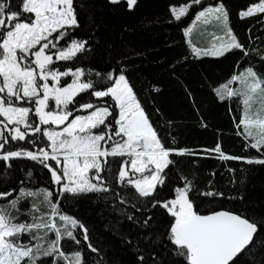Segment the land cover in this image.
Listing matches in <instances>:
<instances>
[{"label":"snow or ice","instance_id":"obj_1","mask_svg":"<svg viewBox=\"0 0 264 264\" xmlns=\"http://www.w3.org/2000/svg\"><path fill=\"white\" fill-rule=\"evenodd\" d=\"M124 2L131 10L138 0ZM194 6L199 10L183 28L188 52L170 66L173 73L190 58L239 52L241 61L252 55L264 61V48L241 42L224 0H190L170 5L169 12L180 22ZM91 7V0H0V200L6 202L0 203V264H125L109 257L111 245L94 243L90 226L65 210L89 196L93 203L114 202L112 209L123 217L105 229L132 254L127 264H255V254L264 250V202L248 201L243 191L226 195L215 187V171L202 190L195 170L202 158L264 166V73L249 64L214 89L221 102L243 97L236 134L255 156L230 154L220 141L212 148L182 147L173 135L175 119L165 118L153 102L164 119L154 123L142 104L130 75L134 68L120 59L126 55L121 50L109 53L104 71L67 63L87 60L93 51L76 35L85 27L80 13ZM257 14L264 15V0L239 18ZM198 23L220 33H212L208 46L191 39ZM92 24L88 15L87 26ZM234 82L241 88H232ZM185 160L191 178L179 170ZM19 161L46 170L48 185L29 187L35 174L21 168L24 179L8 186ZM228 172L232 187L246 183L237 180V169ZM22 202L30 207L22 210ZM124 220L132 225L128 232L118 227Z\"/></svg>","mask_w":264,"mask_h":264},{"label":"trees","instance_id":"obj_2","mask_svg":"<svg viewBox=\"0 0 264 264\" xmlns=\"http://www.w3.org/2000/svg\"><path fill=\"white\" fill-rule=\"evenodd\" d=\"M189 2L190 0H138L137 5L129 10L124 0L119 6L110 5L108 0H91L94 7L80 13L79 18L85 27L76 35L87 39L93 51L87 60L67 63L69 66L92 67L104 71L107 67L104 61L109 60V53L113 49L121 50L126 55L120 59H123L130 69L134 68L130 75L142 104L152 114L154 123L163 124L164 119L154 113L151 107L153 102L165 118L175 119L177 127L173 135L177 137L180 146L212 148L217 141H220L224 150L230 154L255 156V150L245 151L246 142L236 134L238 130L235 128V123L239 122L242 116L243 97H233L221 102L214 89L226 83L234 73L243 70L249 64L256 66L259 73H264V61L259 60L255 55L241 61L239 52L235 55L229 53L227 58L205 57L199 60L190 58L186 62L177 64L173 73L170 66L182 61V57L188 52L183 28L190 26L199 9L194 6L186 18L177 22L170 15L169 6H182ZM224 2L230 10L232 27L241 42L251 48H264V15L257 14L243 20L239 18L240 11L246 10L258 0H224ZM88 15L94 17V24L90 27L87 26ZM95 25H100L99 29H96ZM214 32L220 34L211 25L198 23L191 39L197 46L205 47L210 44ZM238 63L239 68H237ZM155 87L161 88V92L156 93ZM231 87L240 89L241 85L239 82H234ZM80 98L88 99L84 94H81ZM193 98L195 107L192 103ZM201 121L206 123L207 127H203ZM22 146L27 147L23 143ZM190 163L185 160L179 165V170L189 178L192 174ZM199 164L195 172L198 186L202 190H207V181L212 179L210 173L215 171V187L224 191L226 195L243 191L248 201L264 202V166H249L237 161L221 162L211 158H202ZM34 165L35 162L32 161L13 162L15 171L10 173L12 180L9 181L8 186L15 187L19 180L24 179L21 168L24 171L32 168L35 174V180L28 184L29 187L47 186L46 170L41 171ZM228 168L237 169V180L245 179L246 183L232 187L229 184L231 177ZM241 169L243 171H240ZM2 190H5V185L0 181V191ZM94 200H96L94 196H89L87 199L76 201L77 207H66L65 210L83 219L85 224L90 226L94 243L102 247L111 245L107 252L109 257L118 258L127 264L132 259V254L120 246L118 236L111 230L105 229L109 221L116 224V221L123 217L112 209L114 202L101 199L93 203ZM0 203L6 202L0 200ZM28 207L30 202H22V210ZM118 227L128 232L132 225L124 220ZM71 250L73 246L66 245V251ZM248 264H253V261H248ZM255 264H264V250L255 254Z\"/></svg>","mask_w":264,"mask_h":264},{"label":"rangeland","instance_id":"obj_3","mask_svg":"<svg viewBox=\"0 0 264 264\" xmlns=\"http://www.w3.org/2000/svg\"><path fill=\"white\" fill-rule=\"evenodd\" d=\"M23 142H21V144H22Z\"/></svg>","mask_w":264,"mask_h":264}]
</instances>
